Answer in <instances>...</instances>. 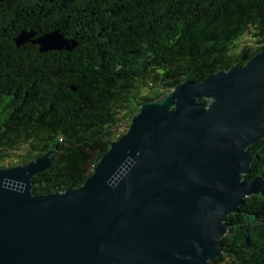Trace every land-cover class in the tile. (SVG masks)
<instances>
[{
	"label": "water",
	"instance_id": "95a60500",
	"mask_svg": "<svg viewBox=\"0 0 264 264\" xmlns=\"http://www.w3.org/2000/svg\"><path fill=\"white\" fill-rule=\"evenodd\" d=\"M28 41L78 46L61 28L15 36ZM261 139L263 49L144 102L78 187L33 192L55 148L0 168V264H208L226 249L228 216L264 192L263 177L247 180Z\"/></svg>",
	"mask_w": 264,
	"mask_h": 264
},
{
	"label": "trees",
	"instance_id": "16d2710c",
	"mask_svg": "<svg viewBox=\"0 0 264 264\" xmlns=\"http://www.w3.org/2000/svg\"><path fill=\"white\" fill-rule=\"evenodd\" d=\"M57 28L78 46L41 52L15 42L23 29ZM262 49L264 0L0 1V168L55 148L33 192L78 187L144 102ZM250 150L247 180L264 178V139ZM228 221L226 249L208 264H264V192Z\"/></svg>",
	"mask_w": 264,
	"mask_h": 264
},
{
	"label": "rangeland",
	"instance_id": "374dc122",
	"mask_svg": "<svg viewBox=\"0 0 264 264\" xmlns=\"http://www.w3.org/2000/svg\"><path fill=\"white\" fill-rule=\"evenodd\" d=\"M126 124H127V121H124V122H123V125H122V128H121L122 130L125 129Z\"/></svg>",
	"mask_w": 264,
	"mask_h": 264
}]
</instances>
